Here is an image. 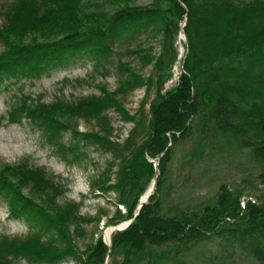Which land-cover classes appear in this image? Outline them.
<instances>
[{"label":"trees","instance_id":"trees-1","mask_svg":"<svg viewBox=\"0 0 264 264\" xmlns=\"http://www.w3.org/2000/svg\"><path fill=\"white\" fill-rule=\"evenodd\" d=\"M57 1L15 0L5 12L7 23L0 28V40L6 42L7 50L0 54V82L38 76L83 58L93 60L95 67L102 63L107 69L104 63L110 62L125 40L144 33L162 32L164 36L163 51L157 59L141 43L134 50L144 52L143 62H153V78L142 77L120 59L117 70L122 75L116 92L103 89L100 95L70 101L58 98L51 105L30 104L26 98L10 109L11 120L33 117L52 139L63 128L66 116L94 121L95 131L75 132L74 138L108 151L112 165L118 166L114 182L101 189L114 190L117 202L127 207L126 218L133 221L112 233L111 246L99 238L81 264H170L181 253L216 239L264 264V193H246L223 183L193 207H180L170 200L169 183L170 163L183 145L187 148L184 164L191 174L208 154L247 151L264 179V0H153L146 6L123 7L55 40L17 43L18 37L51 28L57 18L77 21V11L68 0H62L59 11L52 13L51 6ZM41 7H48L43 17ZM183 21L187 39L183 72L166 89V80L173 77L171 67L178 57L175 40ZM154 81L155 97L148 113L143 110L145 101L134 114L128 112L118 95L140 86L153 87ZM109 111L134 124L123 144L101 133L108 134L107 127L111 129L107 126ZM150 159L158 160L159 174L154 193L138 210L141 196L156 176ZM16 168L18 172L13 175L22 178L19 182L36 187L44 202L50 200L56 188L48 174L27 164ZM19 185L0 173V194L6 197L11 214L41 222V229L24 240L3 237L0 264H10L11 256L60 261L70 253L66 250L73 251L66 230L70 220H84L76 214L78 206L66 205L64 212L59 208V214L66 218L57 222L58 204L43 207L31 191L26 195ZM46 233L49 238L43 239Z\"/></svg>","mask_w":264,"mask_h":264},{"label":"rangeland","instance_id":"rangeland-1","mask_svg":"<svg viewBox=\"0 0 264 264\" xmlns=\"http://www.w3.org/2000/svg\"><path fill=\"white\" fill-rule=\"evenodd\" d=\"M61 2L62 0H58L52 4V13L59 11V3L63 4ZM68 2L71 3L73 10L77 11V21H62L61 18H57L55 25L51 28L43 27L25 35L24 38L18 37L17 43L31 44L55 40L71 30L84 29L88 25L95 24L123 7L146 6L153 3V0H68ZM14 4L15 0H0V28L7 23L5 12ZM45 11H48V7L41 11L40 17L46 14ZM180 24H185V22ZM163 41L162 32H155L152 35L144 33L136 39L125 40L117 47L116 54L110 62L104 63L107 69H104L102 63L95 67L93 60L83 58L47 70L38 76H20L0 82V173L19 183L24 194L27 195L31 191L30 195H35V200L43 207L55 208L58 204V211L55 213L58 215L57 218L60 216V220L56 218L57 222H60L61 218H66L63 213L59 214V208L61 212H64L66 205L78 206L75 209L76 214L79 218H84L80 223L70 220L66 230L73 251L66 250L70 253H65L60 261L50 263L31 260L25 256H11L10 264H81L82 260L87 259L99 238L108 243L106 232L109 228L128 222L127 207L117 202L114 190L105 187L101 189V186H109L115 180L118 166L117 164L112 165L113 157L108 151L96 145L74 138L75 132L95 131L94 121H88L81 116H66L65 126L62 125L63 128L55 135L53 134L54 140L48 137L49 134L45 135L46 129L41 127L38 120H33V117L23 115L11 120L9 118L10 109L26 98L30 104L51 105L58 98L70 101L100 95L103 89L116 92L120 88V76L122 75L117 70L120 59L142 77L148 79L153 76V62L151 64L143 62L144 52L138 54L134 50L141 43L143 49L145 48L154 59H157L163 51ZM186 41L185 33L179 30L175 40L178 57L171 67L173 77L166 80V89L173 86L183 72ZM5 50H7L6 42L0 40V54ZM153 83V87L140 86L125 95H118L123 107L134 114L145 101L143 110L148 113L150 103L155 97L156 81ZM108 116L111 120L107 126L111 129L107 127L108 134L101 133L123 144L134 124L122 119L121 115L115 111H109ZM224 151L223 154H221L222 151L219 154L206 155L191 174L190 168L184 164L187 153L186 145L178 147L170 163L169 183L172 190L170 200L173 205L193 207L215 193L218 186L223 183L233 188H241L246 193H264V179L260 176L262 170L253 164L247 151ZM150 161L157 162L158 160L150 159ZM23 164H27L29 168L43 170L48 174L52 186L56 188L52 190V194L50 193V200L47 199L44 202L45 197L39 196L41 192L36 187H32L30 183L22 184L19 182L22 178L14 177L13 173L18 172L16 167ZM107 178L110 180L106 181ZM150 185L151 183L148 188ZM40 223L28 220L24 216H13L6 197L0 194V240L3 237L24 240L33 231L41 229ZM48 238L49 234L43 235V239ZM170 264L257 263L248 256L246 251L224 246V243L216 239L203 242L181 253Z\"/></svg>","mask_w":264,"mask_h":264},{"label":"water","instance_id":"water-1","mask_svg":"<svg viewBox=\"0 0 264 264\" xmlns=\"http://www.w3.org/2000/svg\"><path fill=\"white\" fill-rule=\"evenodd\" d=\"M155 167H156V176H155L154 181H153V183H152V185L150 187V192L147 191L143 195V197L141 198L140 203L138 205V210H140L142 208V206L149 201L150 196L153 194V192L155 190V185H156L157 177H158V174H159L158 173V162H155ZM132 221H133V219L128 221V222H126V223H123V224H121V225H119L117 227H114L113 230H124L125 228H127L132 223ZM108 244L111 246V244H112L111 239L109 240Z\"/></svg>","mask_w":264,"mask_h":264},{"label":"bare ground","instance_id":"bare-ground-1","mask_svg":"<svg viewBox=\"0 0 264 264\" xmlns=\"http://www.w3.org/2000/svg\"><path fill=\"white\" fill-rule=\"evenodd\" d=\"M148 190V192H150V188L149 189H147ZM148 194V193H147ZM114 230H113V228H109L108 230H107V232H106V238H107V240H108V242H109V240L111 239V235H112V232H113Z\"/></svg>","mask_w":264,"mask_h":264}]
</instances>
